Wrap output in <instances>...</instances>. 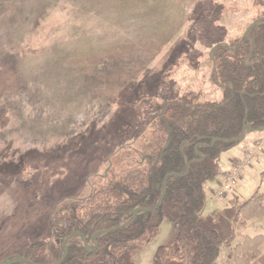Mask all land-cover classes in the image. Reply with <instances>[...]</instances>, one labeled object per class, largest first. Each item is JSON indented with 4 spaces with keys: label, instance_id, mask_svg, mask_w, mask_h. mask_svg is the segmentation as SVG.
Wrapping results in <instances>:
<instances>
[{
    "label": "trees",
    "instance_id": "trees-1",
    "mask_svg": "<svg viewBox=\"0 0 264 264\" xmlns=\"http://www.w3.org/2000/svg\"><path fill=\"white\" fill-rule=\"evenodd\" d=\"M77 1L86 11L113 10L125 4V9L130 6L128 10L133 13L146 1L153 8L173 6L183 12L175 23L182 25L184 8L204 0ZM248 1L213 0L209 17L193 20L194 28L189 31L194 34L200 25H216L220 30L217 23L239 12ZM252 5L263 10L253 23L260 21L250 30L253 23L216 43L208 37V54L199 62L196 53L189 54L193 50L190 35L173 45L162 71L149 66L170 43L166 34L141 36L129 47L96 46L79 57L68 52L66 57L61 56L62 65L80 69L91 85L89 95L110 106L140 83L169 82L176 58H182L192 81L189 88L175 87L168 96L161 94L157 112L132 142L119 149L132 172L130 181L122 185L110 182L95 188L86 198H66L56 204L51 215L53 239L40 238L30 244L25 255L28 261L57 264L65 255L64 241L79 233L81 236L68 241V255L62 264H131L127 253L149 244L167 219L173 224L175 238L160 250L154 264H218L223 247L233 248L229 264H253L262 256L264 235L250 236L243 231L250 222L264 220V193L256 192L237 211L229 208L218 213L222 221L217 228L208 226L203 218L206 183L217 174L219 156L239 144L232 142L244 134L246 127L264 131V0H252ZM197 34L205 37L203 26ZM13 57H0V100L10 96L33 98L36 92L30 90L29 84H34L31 73ZM199 67L203 71L200 82ZM207 83L210 93L205 91ZM208 97L213 101H207ZM261 178L264 182V171ZM164 192L162 204L150 211ZM139 209L143 210L134 216Z\"/></svg>",
    "mask_w": 264,
    "mask_h": 264
},
{
    "label": "rangeland",
    "instance_id": "rangeland-1",
    "mask_svg": "<svg viewBox=\"0 0 264 264\" xmlns=\"http://www.w3.org/2000/svg\"><path fill=\"white\" fill-rule=\"evenodd\" d=\"M1 1L0 57L14 56V61L31 73L34 84H29L30 90L36 96L31 100L20 96L0 100V264L25 257L29 245L40 238L53 239L51 215L56 204L66 198H86L95 188L110 182L128 183L132 172L119 149L132 142L157 112L161 94L168 96L175 87L185 89L192 81L182 58H176L169 82L140 83L110 106L97 102L96 95H89L91 85L80 69L74 71L60 63L65 52L79 57L96 46L124 48L137 43L141 36L166 34L170 43L149 66L162 71L165 56L173 45L188 39L187 35L193 47L189 54L196 53L199 62L201 56L208 54V37L216 43L227 34H237L263 12L249 0L239 12L217 23L220 30L215 29L216 25H202L205 37H200L197 31L201 25L194 34L189 29L194 28L193 20L209 17L213 0L185 7L182 25H175L183 13L179 9L153 8L148 1L133 13L128 10L130 6L125 9V4L113 10L86 11L77 0ZM202 72L199 67L198 82ZM205 91L212 92L209 83ZM207 101L213 100L208 97ZM106 112L108 117L104 118ZM262 137L264 131L252 132L217 159V174L205 188L203 218L208 226L217 228L222 221L218 213L229 208L237 211L256 192L264 193L263 151L244 170L233 191L223 199L212 198V192L232 170L231 163L241 160ZM243 233L264 235V220L250 222ZM174 238L173 224L167 219L158 235L142 248L129 251L127 259L131 264H154L160 250ZM232 251L233 248L223 247L218 264H229Z\"/></svg>",
    "mask_w": 264,
    "mask_h": 264
},
{
    "label": "built area",
    "instance_id": "built-area-1",
    "mask_svg": "<svg viewBox=\"0 0 264 264\" xmlns=\"http://www.w3.org/2000/svg\"><path fill=\"white\" fill-rule=\"evenodd\" d=\"M264 151V138L257 141L244 155L241 161H238L233 166L232 171L225 176L224 183L221 187L213 191L214 199H222L227 194L233 191L239 183L244 170L251 166L253 160Z\"/></svg>",
    "mask_w": 264,
    "mask_h": 264
},
{
    "label": "water",
    "instance_id": "water-1",
    "mask_svg": "<svg viewBox=\"0 0 264 264\" xmlns=\"http://www.w3.org/2000/svg\"><path fill=\"white\" fill-rule=\"evenodd\" d=\"M259 21H260V20H258V21H256L255 23H253V24L251 25V27L249 28V30H250L253 26H255ZM249 30L246 32V34H245L246 36H247ZM252 132H258V131H255V130L252 129L251 127H250V128H247V127H246V128H245V132H244V134H243L239 139H236V140L233 141L232 143L238 144V143L242 142V141H243V140H244V139H245L250 133H252ZM189 168H190V166H188L187 172H189ZM165 185H166V183H165ZM165 187H166V186H165ZM164 196H165V192H164L163 197L161 198L160 202L158 203V205H157L154 209H152V210H150V211H153V210L157 209V208L162 204L163 199H164ZM141 210H143V209L136 210L135 213H134V216H136L137 213H138L139 211H141ZM116 229H119V227L116 228ZM116 229H115V230H116ZM76 236H81V235H80L79 233H75V234H73L71 237H68V238L64 241L65 255L60 259V261H59L57 264H62V263L65 261L67 255H68L67 243H68V241H69L72 237H76ZM83 239H84V238H83ZM84 242L86 243L85 239H84ZM86 244H87V243H86ZM93 250H94V249H92V251H93ZM16 263L34 264V263H31L30 261H28L25 257L18 258V259H16V260H7V261H4V262L1 263V264H16Z\"/></svg>",
    "mask_w": 264,
    "mask_h": 264
},
{
    "label": "crops",
    "instance_id": "crops-1",
    "mask_svg": "<svg viewBox=\"0 0 264 264\" xmlns=\"http://www.w3.org/2000/svg\"><path fill=\"white\" fill-rule=\"evenodd\" d=\"M262 138H264V137H262ZM262 138H260V139H262ZM259 139V140H260ZM243 158V157H242ZM238 160H236V161H233L231 164H232V168H233V165L235 164V162H237ZM232 171V170H231ZM230 171V172H231ZM230 172H228L227 174H229ZM226 174V175H227ZM225 175V176H226ZM225 179V178H224ZM223 184V183H222ZM222 184H220L219 183V185L221 186ZM220 186H218V187H220ZM253 264H264V248H263V254H262V256L258 259V260H256Z\"/></svg>",
    "mask_w": 264,
    "mask_h": 264
}]
</instances>
